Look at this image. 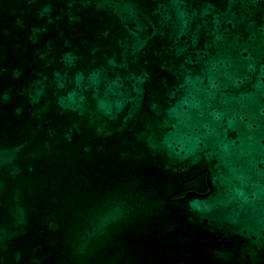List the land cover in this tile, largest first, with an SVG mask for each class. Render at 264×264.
<instances>
[{
	"label": "water",
	"instance_id": "obj_1",
	"mask_svg": "<svg viewBox=\"0 0 264 264\" xmlns=\"http://www.w3.org/2000/svg\"><path fill=\"white\" fill-rule=\"evenodd\" d=\"M0 264H264V0H0Z\"/></svg>",
	"mask_w": 264,
	"mask_h": 264
},
{
	"label": "trees",
	"instance_id": "obj_2",
	"mask_svg": "<svg viewBox=\"0 0 264 264\" xmlns=\"http://www.w3.org/2000/svg\"><path fill=\"white\" fill-rule=\"evenodd\" d=\"M208 189L207 183H206V175L205 173L198 174L194 179L190 181H186L182 187L180 188V191L176 194V196H182L184 193L188 191H196L199 193H204Z\"/></svg>",
	"mask_w": 264,
	"mask_h": 264
}]
</instances>
